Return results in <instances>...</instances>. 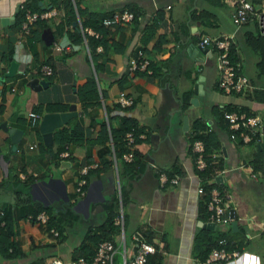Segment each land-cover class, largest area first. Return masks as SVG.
Returning a JSON list of instances; mask_svg holds the SVG:
<instances>
[{
	"label": "crops",
	"instance_id": "obj_1",
	"mask_svg": "<svg viewBox=\"0 0 264 264\" xmlns=\"http://www.w3.org/2000/svg\"><path fill=\"white\" fill-rule=\"evenodd\" d=\"M23 1L0 0V209L6 212L8 239L15 247L10 254L0 250V264H48L53 258L70 264L80 244L84 253L93 250L109 210L119 204L122 228L113 224V231L107 230L116 246L113 264H122V251H128L134 232L158 246V264H251L253 257L264 264V171L254 161L264 147L230 139L213 108L243 106L264 124L263 95L252 91H264L260 55L244 39L245 33L257 32L253 22L232 23L233 0H37L41 10L54 8L55 13L35 21L22 35L15 14ZM120 9H133L135 15L108 26L99 22ZM200 10L208 14L191 16ZM93 15L102 34L81 30L80 20L94 22ZM153 20V32L143 43L144 29ZM202 35L228 36L248 87L231 93L218 87L214 49L205 45L206 51L200 50ZM53 42L69 49L60 53ZM136 48L150 61V72L129 70ZM28 56L31 62H23ZM12 61L16 70L4 76ZM42 62L52 66V74L40 77L37 65ZM32 77L47 83L32 89L27 83ZM195 84L199 93L193 91ZM120 90L132 97L131 105L115 102ZM191 97L196 102L190 103ZM70 104L75 113L53 127L51 142L44 143L38 128L42 114L66 111ZM29 111L36 113L33 125ZM122 118L140 129L133 147L141 165L134 175L120 163L114 165L107 152L113 139L119 143ZM194 120L218 138L214 162L223 169L225 204L235 212L233 225L222 223L213 233L223 234L238 254L217 263L200 262L192 247L204 222L197 215L198 180L187 151ZM12 130L20 132L14 143ZM31 141L33 148L28 147ZM82 165L88 167L79 194L74 188ZM159 168L178 180L159 185ZM37 207L48 209L57 237L45 224L26 218ZM169 215H174L172 228H167Z\"/></svg>",
	"mask_w": 264,
	"mask_h": 264
},
{
	"label": "built area",
	"instance_id": "obj_2",
	"mask_svg": "<svg viewBox=\"0 0 264 264\" xmlns=\"http://www.w3.org/2000/svg\"><path fill=\"white\" fill-rule=\"evenodd\" d=\"M22 7V6H20ZM55 13L54 8L43 10H31L29 8H23V15L19 23L20 34L25 35L29 33L33 23L39 19L46 18ZM133 13L127 9H120L111 12L107 17L101 19L103 25H110L114 23H121L128 21L132 18ZM230 20L234 25H240L244 22H253L260 35H264V0H233L232 9L230 10ZM83 32H90L97 35V32L91 28L82 26ZM209 45L214 49L213 57L215 60V66L217 70V85L225 93L238 92L241 89L248 87L249 83L240 71L237 61H232L228 57L229 40L226 35L208 36L202 35L198 41L199 48ZM52 48L60 53H64L69 49L68 45H61L56 42L52 43ZM147 59L142 55L141 49L136 48V52L129 60V70H142L150 72L147 68ZM37 72L40 77L48 76L52 74L53 69L49 63L42 62L37 65ZM115 102L119 106H129L132 104V97L126 95L122 90L118 91L114 98ZM28 122L30 125L35 123L36 113L29 111ZM222 118L226 122V126L229 133V138H237L241 143L248 142H264L263 133V121L260 116L254 113L242 111V110H223ZM124 144L126 146L125 151L122 153V159L130 161L132 159L133 151V135L132 130H126L123 134ZM262 140V141H261ZM36 143L31 141L28 147H35ZM192 150L196 153L195 166L197 169H202L205 165V161L202 157L203 144L198 138L192 141ZM216 156V153L212 154ZM113 164L115 160L112 154ZM261 169L264 171V151L260 157ZM88 165H82L79 168L78 176L75 182V191L79 194L84 192L83 185L85 184V173ZM223 169H219L209 177L205 179L207 183L222 182ZM195 175V174H194ZM157 179L159 185L164 182L175 183L178 180V176H168L164 170L157 169ZM198 180V179H197ZM196 192L202 193L203 188L198 181L196 186ZM206 208L208 211L206 222H212L215 224H228L235 218V212L232 206L226 205L225 201L220 195L217 186L212 185L208 190V198L206 201ZM27 219H32L38 223L45 224L48 218V213L41 209L37 211L33 217L31 214L26 215ZM112 223L122 228V213L120 204L114 209L112 217ZM4 224L2 218V210L0 209V226ZM48 231L51 235L56 236L57 231L53 227H49ZM122 237V234H121ZM131 240L129 249L127 252L122 251V264H144L147 259V255L155 252L157 247L154 242L146 240L141 237L140 233L134 232L131 234ZM157 241V240H156ZM219 246L210 249L209 253L205 257V262H214L227 260L228 258L238 254V250L235 248L226 250L224 248L225 238L220 237L217 239ZM116 249L114 242L111 239L102 238L96 242L93 253L89 259L83 256H78L74 260L70 261V264H113V253ZM126 253V254H125ZM48 264H62L61 260L53 258Z\"/></svg>",
	"mask_w": 264,
	"mask_h": 264
},
{
	"label": "trees",
	"instance_id": "obj_3",
	"mask_svg": "<svg viewBox=\"0 0 264 264\" xmlns=\"http://www.w3.org/2000/svg\"><path fill=\"white\" fill-rule=\"evenodd\" d=\"M37 0H24L22 3H20V5L18 6L17 10H16V14H15V18L17 16V19H19V21L22 18L23 15V8H29L31 10H41L39 8V4H37L36 2ZM69 0H65V3H68ZM22 6V7H20ZM130 10V9H127ZM133 13V16L135 15L134 10H130ZM194 12V11H193ZM193 12L191 14V16L193 17H202L205 14H208L207 11L205 10H200L196 12V15H193ZM110 15V14H109ZM132 16V18H133ZM95 15H93L91 18L94 19L93 20L90 19V21H84V20H80V24L81 26H84L85 24L90 25V27L94 30V31H103V29L96 25V19H95ZM107 17V16H103L100 18L99 22L101 23V19ZM102 24V23H101ZM254 24V23H253ZM255 25V24H254ZM155 26V20L152 21V23L145 27L144 29V34L141 37V41L143 43H145L146 40L149 39V37L151 36L152 32H153V28ZM256 28V26H255ZM257 34H253L251 32H247L245 33L244 39L246 41V43L248 45H250L251 47L257 49L259 51V61L257 62L258 68L260 71H262L264 73V35H260L256 29ZM100 34H102L100 32ZM142 48V47H141ZM143 49V48H142ZM228 57L230 58V60L235 61L237 58L234 54V50H233V45L229 43V48H228ZM148 65H151L150 61L148 60ZM254 93H260L261 97H263L264 99V91L260 90V89H253L252 90ZM256 96V95H254ZM214 109H217V111L215 110V114H217V118L219 120V122L222 124L221 127H225L226 122L223 120L222 118V111L223 110H232V109H236V110H242V111H246V108L243 106H232L230 104H225L222 107H213ZM248 112V111H246ZM264 119V117H263ZM193 128H192V134H190V136L187 139L188 145H187V151L190 154L191 157V162H192V169L193 172L195 174V176L197 177L198 181L200 182V185L203 188V192L198 196L197 199V215L198 218L201 221H206V217L208 214L207 208H206V201L208 198V190L212 185H215L218 187L220 195L222 196V199L225 201L227 198L225 190L223 188V184L222 182H213L212 184L207 183L205 181V179L207 177H209L211 174H213L214 172H216L217 170H219L221 168V164L220 162H214L215 160V156H212V154L216 153L217 148L219 146V142H218V138L216 136V134L212 131H205L202 130L206 125L204 123H200L198 122V120H194L193 121ZM126 130H132V135H133V146L135 142H138L139 138H138V133L140 131V129L138 127H136V124L134 122H131V120H129L128 118H122V123H121V131L119 133V143H116V141L113 139V135H112V144H111V150L110 151V146H107V152H109V154H113L114 160L117 163H120L123 167V171L127 170L126 172L130 175H134L135 173H137L139 166L141 165L140 159L138 157L137 151L134 149L133 147V151H132V159L130 161H125L122 159V153L125 151L126 146L124 144V140H123V134ZM62 131L60 130L59 133H61ZM104 133L107 132L106 128H104ZM56 133V132H55ZM263 133H264V125H263ZM200 139L202 141L203 144V150H202V157L205 161V165L202 169H197L195 166V157H196V153L192 150V141L194 139ZM66 137L61 138V140H65ZM261 150L257 152L254 161L256 163V165H260V157H261ZM257 168V167H256ZM167 171V170H166ZM168 172V173H167ZM166 173L171 176L173 172H169L167 171ZM44 209L47 213H50L48 211V209L45 208H35V210L32 213H27V214H31V217H33V215L41 210ZM2 210V218L4 219V224L0 227L5 226V232L6 234H2L0 236V242H1V246H0V250L1 252H5L6 254H10L11 252L14 251L15 247H14V243L8 239V234L10 233V223L9 220L7 219L6 216V212L4 213V210ZM26 214V215H27ZM114 214V205L111 207V209L109 210V215L108 218L106 219V221L104 222V224H102V226L100 227V229L102 230V234H101V239L103 237L107 238V230H112L113 231V223H112V217ZM46 228L48 230L49 227H53L56 231L57 229L55 228V226H52V221L50 218V214L47 218V221L45 223ZM212 228H202L200 227L194 234L193 236V241H192V247L193 250L196 253L197 258L199 259L200 262H203L205 257L207 256L208 252L210 251L211 248L213 247H217L219 246V244L217 243V239L220 237H224L223 234H218V233H213V231L211 230ZM53 236V235H52ZM58 236V231H57V235ZM97 236L96 238H94L95 244L97 241H99L100 237ZM225 238V237H224ZM94 244V246H95ZM93 246V249H94ZM224 248L226 250L232 249V247H230L227 243V240L225 238V244L223 245ZM84 250H86V248L80 244L77 248L76 251L77 253L72 254L71 256V260H74L76 257L78 256H83L86 259H89L93 253V250L89 253H84ZM160 258V254L158 252H153L151 254L147 255V259L146 262L144 264H158Z\"/></svg>",
	"mask_w": 264,
	"mask_h": 264
},
{
	"label": "water",
	"instance_id": "obj_4",
	"mask_svg": "<svg viewBox=\"0 0 264 264\" xmlns=\"http://www.w3.org/2000/svg\"><path fill=\"white\" fill-rule=\"evenodd\" d=\"M200 50L206 51V48H200ZM16 70V62L12 61L9 66L7 67V70L4 72V76L11 75ZM28 85L32 89H37L40 86H45L47 81L38 78V77H32L28 82ZM194 93H199L201 91V87L199 84H195L193 88ZM190 103L196 102L195 97L190 98ZM73 104L68 105V108L66 111H60V112H54L49 111L42 114L41 119L38 124L39 131L42 133V139L44 143L49 144L51 142V130L53 127L60 125L61 122H63L67 117L71 116L75 113V110L73 109ZM182 127H186V119H183ZM19 130H12L11 131V141L14 143V141L17 140L19 135ZM261 147H264V142L260 143ZM13 147V145H12ZM235 222L231 221V225H233ZM202 227L206 228H212L213 223L212 222H201L200 223Z\"/></svg>",
	"mask_w": 264,
	"mask_h": 264
},
{
	"label": "rangeland",
	"instance_id": "obj_5",
	"mask_svg": "<svg viewBox=\"0 0 264 264\" xmlns=\"http://www.w3.org/2000/svg\"><path fill=\"white\" fill-rule=\"evenodd\" d=\"M261 213H264V200L261 202ZM173 216L174 215H172V216L169 215V221H168V224H167V228H169V227L172 228L173 224L171 222L173 221ZM221 225L222 224H215L214 227L211 230L215 231L217 229H220L222 227ZM166 235H168V234L166 233Z\"/></svg>",
	"mask_w": 264,
	"mask_h": 264
},
{
	"label": "clouds",
	"instance_id": "obj_6",
	"mask_svg": "<svg viewBox=\"0 0 264 264\" xmlns=\"http://www.w3.org/2000/svg\"><path fill=\"white\" fill-rule=\"evenodd\" d=\"M67 40V38L65 37V41ZM31 59H32V57L31 56H28V57H26L25 59H24V61L23 62H25V63H30L31 62ZM246 264H247V262H246ZM251 264H260V262H259V258L258 257H253L252 258V261H251Z\"/></svg>",
	"mask_w": 264,
	"mask_h": 264
}]
</instances>
